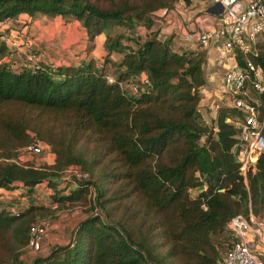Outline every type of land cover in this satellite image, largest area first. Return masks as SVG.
I'll list each match as a JSON object with an SVG mask.
<instances>
[{
	"label": "trees",
	"instance_id": "obj_1",
	"mask_svg": "<svg viewBox=\"0 0 264 264\" xmlns=\"http://www.w3.org/2000/svg\"><path fill=\"white\" fill-rule=\"evenodd\" d=\"M174 1L179 0H106L101 6L94 0H0V22L23 12L71 15L89 45L103 33L107 49L99 64L88 57L17 68L0 39V195L3 189H19L8 200L0 198V245L9 249L11 264H25L19 254L27 246L30 224L44 209L32 203L13 208L17 196L42 183L54 189L53 177L68 167L86 177L67 192L57 188L52 203L81 196L89 212L69 240L28 264H217L232 239L227 220L264 209V149L245 183L237 173L234 145L241 111L220 103L213 124L201 122L206 48L200 43L174 48L171 36L160 38L154 31L143 38L126 34L125 43L120 33L108 34L114 24L149 27L150 14L172 8ZM4 33L3 28L0 36ZM111 52L119 56L112 59ZM233 57L243 66L236 47ZM248 57L260 66L264 85V33ZM103 62L112 68V81ZM142 75L147 82L133 96L125 83ZM252 96L264 118V90ZM82 138L91 143L88 154ZM38 141L48 146L52 162L21 161L25 146ZM89 187L93 199L86 197ZM194 187L199 190L190 196ZM221 232L228 233L222 253L212 242ZM160 239L169 244L163 252Z\"/></svg>",
	"mask_w": 264,
	"mask_h": 264
},
{
	"label": "built area",
	"instance_id": "obj_2",
	"mask_svg": "<svg viewBox=\"0 0 264 264\" xmlns=\"http://www.w3.org/2000/svg\"><path fill=\"white\" fill-rule=\"evenodd\" d=\"M222 11L215 15L217 18L213 27L200 29L196 35L201 45L211 42H220L221 47L231 52L232 58L220 76V86L227 101L241 111L243 120L238 123L235 135L236 143L234 157L237 162V173L246 182L247 173L254 171L255 162L259 153L264 149V133L262 126L264 118H259L258 110L254 104L253 94L264 90L262 70L254 63L248 54L254 52L255 42L264 33V0H244L241 8L234 9L233 4L240 0H218ZM0 39L5 41L9 50L20 54L17 62L11 65L17 68L38 67L43 61V53L34 51L28 40L2 34ZM238 48L243 54V66H239L233 57V48ZM10 53L9 55H14ZM49 61V60H45ZM54 65V62L49 61ZM108 81H112L111 74H107ZM142 75L140 79L125 83L126 89L133 96L139 92V84L146 83ZM42 142L29 143L23 153H35L42 148ZM64 177L72 182L86 177L75 167L64 170ZM94 190L89 187L87 197L93 199ZM202 207L205 205L202 203ZM46 221L37 220L30 224L27 247L37 250L41 246L42 235ZM229 234L232 235L230 245L221 254L217 264H262L260 255L264 248V218L248 212L247 215L236 213L225 224Z\"/></svg>",
	"mask_w": 264,
	"mask_h": 264
},
{
	"label": "rangeland",
	"instance_id": "obj_3",
	"mask_svg": "<svg viewBox=\"0 0 264 264\" xmlns=\"http://www.w3.org/2000/svg\"><path fill=\"white\" fill-rule=\"evenodd\" d=\"M98 5H105L106 0H94ZM213 0H192L191 9H194L196 12L195 14L199 12H204L207 5L212 2ZM175 2V1H174ZM185 5L182 1H176L173 6L179 5L183 8L184 12H187L185 9L189 8V5ZM193 4V5H192ZM190 9V8H189ZM185 15V13H184ZM138 25V24H137ZM135 24L133 28L128 29L121 25H109L107 27L108 34L112 36L113 34L120 33L121 39L120 41L125 43L128 42L125 39H122L126 34H139V37H143L144 33L142 32V29L138 28ZM0 30L4 28L6 31L5 34L10 35L11 37H19L20 39L28 40L31 43V47L34 51H40L43 53L44 60H48L47 58H51L52 60H49L51 62L56 63V59L63 58L64 60H75L76 55L73 53H79L84 51L82 54L83 56L87 57L86 54H88L87 49L91 50L94 44H87L85 37H79L73 44L66 42L67 48L65 46L64 49H59V51H55V46L53 47L52 43L58 42L63 39L64 33L57 34L58 27H63L66 29L76 27L77 31L81 33L84 32L83 28L81 27V23L79 20L73 18L71 15H60V14H44L40 12H34L33 14L23 12L19 13L15 16L8 17L4 21L0 22ZM54 31V35L49 31ZM69 33V32H68ZM85 33V32H84ZM70 34V33H69ZM70 36V35H69ZM101 37L104 36L103 33L100 34ZM166 37H170V35H167ZM98 38V37H97ZM172 39V38H171ZM64 41V39L62 40ZM82 41V43H80ZM103 42V39L102 41ZM68 44V45H67ZM84 44V47H80ZM96 44V43H95ZM100 44V43H98ZM172 47L177 48L175 42L171 40ZM102 47L98 50V53L100 52V56L98 54V57H100L103 61V54L106 53L107 49L105 45L101 43ZM218 45V46H217ZM217 46L216 48H213ZM210 50L206 53L207 58L205 57V60L202 65V71L203 75L206 78L204 87L205 90H202L199 94L202 100L198 104L199 109V115L201 122L205 124L206 126H211L213 124V108L215 107V104L224 103L227 101L226 94L223 93L221 90V86L219 83L220 76L223 71V64L222 61H225V50L221 47L220 42H216L213 44ZM95 47V46H94ZM6 44V49H7ZM97 48V47H96ZM98 49V48H97ZM15 51V50H14ZM13 50H10L9 53H14ZM102 52V53H101ZM3 52H0V60L2 58L1 55ZM115 58H117L119 55L115 53H111ZM15 57L13 60H10L12 62H17L20 54L14 53ZM76 56V57H75ZM223 57V59H221ZM86 59V58H85ZM9 61V62H11ZM48 61V62H49ZM101 61V62H102ZM50 63V62H49ZM103 71L105 73L111 74L112 68L110 65L106 62L102 63ZM211 77V78H210ZM210 78V79H209ZM207 91V92H205ZM47 146V145H46ZM44 144H42V148L35 153H22L19 154L20 160L23 162H29L34 166H38L44 163H50L52 162L53 154L50 153L48 146L46 147ZM80 146L82 147L85 154L89 153V150L91 148V143L87 141L86 139H80ZM54 178V181L56 182V187L50 188L42 184H37L33 191L24 196H17L16 198V206L15 207H22L27 205L28 203H32L35 205H42L44 209H41L40 211L43 212V218L46 221L45 223V229L42 235V242L41 246L37 250H33L27 246L23 247L21 249V253L19 254L20 258L23 263L28 264L30 263V260L36 256V255H44L46 254L50 248L54 244H62L65 243L67 240H69L71 236V230L74 227V225L77 223L79 219H81L83 216L88 214V202L85 200V198L78 197L76 200H65L62 202H55L52 203V194L55 195V192L58 191L57 188H63V191H68V189L72 188L74 186V182L70 181L69 179H66L63 175V173L59 172ZM19 189H12V190H6L3 189V194L0 195V198H4V200H8L11 196L16 195L17 191ZM199 190V187H194L189 190V195L194 196ZM59 194H57L58 196ZM5 197L7 199H5ZM87 197V195H86ZM3 200V199H1ZM49 210V211H48ZM259 216L264 218V209L260 210L257 213ZM45 216V217H44ZM39 217L36 216V220ZM39 219V220H40ZM228 237V233L221 232L218 235H215L212 238L213 244L217 246V248L222 249L224 246L225 239ZM162 243H160L158 250L160 252H163L167 249L168 245L164 240L160 239ZM222 247V248H221ZM220 253V254H221ZM263 255H260V258L262 257V260L264 259V251L262 252ZM9 254V249L0 245V258L3 260V262H6L5 264H11L9 258H7V255ZM171 260L172 259H168ZM174 262V261H173ZM179 263V261H175Z\"/></svg>",
	"mask_w": 264,
	"mask_h": 264
},
{
	"label": "crops",
	"instance_id": "obj_4",
	"mask_svg": "<svg viewBox=\"0 0 264 264\" xmlns=\"http://www.w3.org/2000/svg\"><path fill=\"white\" fill-rule=\"evenodd\" d=\"M244 3H245L244 0H240L239 2L233 4V8L234 9L241 8V7H243ZM189 8L185 9L187 12H184L183 8L180 7L179 5H177L175 7L173 6L172 8H169V9H163V8L156 9L150 14L151 24L149 27H145L142 24H138L137 27L142 29V32L144 33V35H142L143 37L145 35H149L151 32L154 31V33H156L157 36L160 38H165L167 35H170L172 40L179 47L188 48V49L194 48L196 45L199 44V42L196 38L198 31L200 29L202 30L205 28L213 27V25L217 21V18L214 14L207 13L206 11H204L203 13L199 12V13L195 14L196 12L194 11V9H191L192 8L191 4L189 5ZM184 13H185V15H184ZM56 29H57V34H58V32L64 33V37H63L64 41H62L63 39L59 41V38H58V42H54V44L52 43L53 47L55 46V51H57V52L59 51V49H64L63 48L64 46H65V48L68 47V46H66V42H69V43L73 44V46H76V45H74V42L78 41V40H76L77 38H79L80 36L81 37L83 36L86 38L85 33L83 31L81 33H79L77 31L76 27H72L69 29H66L63 27H58ZM49 31L52 33V35H54L55 32L52 31V29ZM138 33L140 34V32H138ZM100 34L101 33L96 34L94 36V38L92 39V43H90V44H94V45H92L93 47L91 48V50L87 49V51H88L87 52L88 54H86L87 57L83 56L82 53L84 51L81 50V52H79V53H76V52L73 53L77 56V57L75 56L76 57L75 60H73L74 58L70 61L64 60L63 58L62 59L58 58L55 60L56 63L60 64V63L76 62V61H80V60H83V59L88 58V57H92L99 64L102 59L100 57H98V54H99V56L101 55L100 52L98 53V50L100 49V47H102L101 43L104 45V36L101 37ZM139 34H136V35L141 36ZM102 39H103V42H100V41H102ZM80 43H82V41H80ZM86 43L89 44L87 40H86ZM98 43H100V44H98ZM215 43L216 42L210 41L206 45H201V47L206 48V53H207L208 50H210L211 47L213 46V44H215ZM217 46L216 47L213 46V48L217 49ZM80 47H84V44ZM111 53L117 54L116 52H111ZM111 53H110V57L112 59H115V57ZM11 57H15V55H13ZM223 57L224 56H222L221 59H223ZM206 58H207V55H206ZM231 58H232L231 52L225 50V61L224 60L222 61L223 68L227 64H229L230 61H232ZM13 59L14 58H11V60H13ZM47 59L52 60L51 58H47ZM205 80H206V78H205ZM203 90H205V87L203 88ZM205 92H207V91H205ZM201 100H202V98L200 99V101ZM216 105L217 104H215V107H216ZM215 107L213 108L214 114H215ZM263 251H264V248H263L262 252ZM262 252H261V256L263 255ZM261 261H262V264H264V259L262 260V257H261Z\"/></svg>",
	"mask_w": 264,
	"mask_h": 264
},
{
	"label": "water",
	"instance_id": "obj_5",
	"mask_svg": "<svg viewBox=\"0 0 264 264\" xmlns=\"http://www.w3.org/2000/svg\"><path fill=\"white\" fill-rule=\"evenodd\" d=\"M205 11L207 13L217 15L222 11V5L218 0H213L207 5Z\"/></svg>",
	"mask_w": 264,
	"mask_h": 264
}]
</instances>
